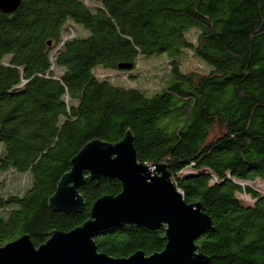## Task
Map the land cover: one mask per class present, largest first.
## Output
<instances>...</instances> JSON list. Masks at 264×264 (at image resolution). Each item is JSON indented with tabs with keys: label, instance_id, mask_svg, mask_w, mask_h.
<instances>
[{
	"label": "trees",
	"instance_id": "16d2710c",
	"mask_svg": "<svg viewBox=\"0 0 264 264\" xmlns=\"http://www.w3.org/2000/svg\"><path fill=\"white\" fill-rule=\"evenodd\" d=\"M20 1L0 12V174L28 172L31 186L0 192V248L22 236L38 248L82 226L97 199L117 196L119 181L87 178L79 213L48 206L86 144L130 132L138 162L164 166L184 202L211 219L196 242L207 264H264V196L240 184L264 181V0ZM69 21L89 36H64ZM186 49L209 73L180 71ZM163 53L172 81L151 97L93 73ZM164 236L123 226L94 242L126 259L162 252Z\"/></svg>",
	"mask_w": 264,
	"mask_h": 264
},
{
	"label": "water",
	"instance_id": "95a60500",
	"mask_svg": "<svg viewBox=\"0 0 264 264\" xmlns=\"http://www.w3.org/2000/svg\"><path fill=\"white\" fill-rule=\"evenodd\" d=\"M20 0H0V12L14 13ZM119 71L132 69L119 65ZM115 179L121 183L117 196H104L91 206L89 219L68 233L54 232L35 248L22 236L0 248V264H207L197 240L211 229V219L201 205L187 204L165 167L140 163L130 132L118 143L92 141L70 162L48 206L59 213H79L85 206L79 193L87 178ZM129 226L165 231L162 252L145 256L136 252L126 259L97 251L95 238L102 232Z\"/></svg>",
	"mask_w": 264,
	"mask_h": 264
},
{
	"label": "rangeland",
	"instance_id": "374dc122",
	"mask_svg": "<svg viewBox=\"0 0 264 264\" xmlns=\"http://www.w3.org/2000/svg\"><path fill=\"white\" fill-rule=\"evenodd\" d=\"M84 38L89 36V31L83 26L69 21L65 26L64 36H72ZM196 31L191 30L186 37L195 41ZM169 57L167 53L153 55L150 57L139 56L136 60L134 69L129 71H115L104 69L97 66L93 69V73L100 81H107L111 85L124 89H134L143 93L146 97H151L160 89L168 85L172 81V74L168 65ZM55 70V76H59L60 70ZM211 70L196 56H192V52L188 49L184 50L180 56V71L182 73L196 72L207 74ZM123 72V73H121ZM167 75L166 79H164ZM162 79H164L162 81ZM3 144H0V153L3 152ZM1 155V154H0ZM242 187L257 191L264 196V181L256 180L248 183H240ZM31 186V176L27 173L8 172L0 174V192L23 194L24 191ZM237 197L245 204L251 205L253 201L244 192L237 194Z\"/></svg>",
	"mask_w": 264,
	"mask_h": 264
},
{
	"label": "bare ground",
	"instance_id": "6f19581e",
	"mask_svg": "<svg viewBox=\"0 0 264 264\" xmlns=\"http://www.w3.org/2000/svg\"><path fill=\"white\" fill-rule=\"evenodd\" d=\"M149 167H152V166H149ZM178 190V189H177ZM179 191V190H178ZM180 192V191H179ZM180 194H181V192H180ZM182 195V194H181Z\"/></svg>",
	"mask_w": 264,
	"mask_h": 264
}]
</instances>
